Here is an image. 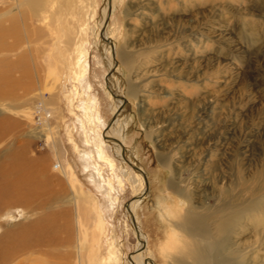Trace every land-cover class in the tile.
<instances>
[{
	"label": "rangeland",
	"instance_id": "1",
	"mask_svg": "<svg viewBox=\"0 0 264 264\" xmlns=\"http://www.w3.org/2000/svg\"><path fill=\"white\" fill-rule=\"evenodd\" d=\"M112 1L106 35L115 45L114 87L127 105L110 129L121 101L105 82L110 48H99L105 0H35L33 13L22 9L17 35H0V198L25 168L41 199L61 198L32 212L16 202L0 206V242L20 227L23 234L11 238L27 243L6 246L3 238L0 264H108L112 251L118 264H129L140 245L125 212L133 200L129 210L145 241L140 261L177 264L185 234L178 217L190 204L210 207L219 199L208 187L212 168L220 166L237 191L248 174L237 178L227 167L264 166V0ZM15 3L0 1V30L9 27ZM124 50L138 60L133 68L119 59ZM106 131L145 171L144 184L105 141ZM172 178L192 200L169 189ZM62 208L63 218L49 219L35 245V220ZM242 220V240L258 248L247 261L264 264L263 223L253 235L252 222Z\"/></svg>",
	"mask_w": 264,
	"mask_h": 264
},
{
	"label": "bare ground",
	"instance_id": "2",
	"mask_svg": "<svg viewBox=\"0 0 264 264\" xmlns=\"http://www.w3.org/2000/svg\"><path fill=\"white\" fill-rule=\"evenodd\" d=\"M0 1H3V0H0ZM6 1H8V0H6ZM14 1H16V3L14 4V7H16V8L13 9L14 12L12 13V15L10 14L7 17L10 25L7 29L0 30V35L16 36L18 33L17 31L19 30V29L17 30V26H18L17 23L20 21H23L25 18L23 10H27V11L33 13L36 9V7L34 5L35 0H14ZM36 1H38V0H36ZM188 1H190V0H188ZM112 2H113L112 0H105V4H104L105 6H104L103 11H102V19L99 21V23L97 25V28L100 31V36H99L100 46H99V48L103 51V45L109 46L110 53H111V59L113 61V62L112 61L110 62V65L108 68V73H107V76L105 79L107 89L109 90L111 97L113 99L117 98L121 101V105L119 106L117 112H115V114L113 115V120H111V122L108 124L109 129L111 128V126H113V124L116 122V120L118 119L120 114H122L123 110L126 108V105H127V101L124 99L122 94L119 93L114 87L113 75L115 74L116 66H117V62H115V48H114L115 45H114V42L111 39L107 38V35H106V29L108 26L109 16L111 14V4H113ZM4 3L6 4L7 2H4ZM188 10L189 9H187V11ZM2 11H3V9H2ZM189 12H190V10H189ZM5 17L1 18V16H0V18L2 19V20L0 19V22L1 21L5 22ZM85 23L86 22L82 23L79 26L77 24L80 33L86 30ZM0 26H1V23H0ZM197 43L198 42L196 41V46L200 47V44L199 43L197 44ZM12 44L10 43V45H12ZM79 48L81 50V45ZM194 49H196V48H194ZM189 51H191V50H188V52ZM79 52H81V51H79ZM79 52H78V55H79ZM194 56H196V55H194ZM204 56H206V55H204ZM118 57L121 61H123V63L128 68H131L133 66L134 60H137V59H134L135 57L133 54H131L130 52H128L126 50L120 51L118 53ZM217 59H219V58H217ZM139 66H140V64H139ZM84 69H85L84 66L78 64V67L76 69L77 70L76 71V77L77 78H79V77L81 78L84 76V73H85ZM197 71L198 70H196V72ZM189 74L195 75L192 71ZM2 77L3 76L1 75L0 78L2 79ZM143 84H144V82H143ZM2 86H4V85H2ZM8 87H9V85H8ZM128 89H129L130 93L134 92L133 86H131V85L128 86ZM207 105L211 106L209 102L207 103ZM203 109H202V111H203ZM193 110H195V109H193ZM192 120H194V119H192ZM212 128H213V126H212ZM109 129H108V131H109ZM108 131H106V133L104 134L105 135L104 136L105 141L107 143H109L110 145H112L113 147L115 146V147L119 148L118 150H120V152H121V154H119L120 157L123 159L125 164L129 165L132 169H134L136 171L135 173L138 174L142 178L143 184H144L145 178H146L145 171L141 167H139V165L136 163V161L134 159H132V161L134 163L133 164L131 161H129L126 158V153L128 152V150L123 146V144L121 143V140H119V138H118V140H117V138L116 139L109 138L108 133H107ZM210 147L211 146H209L208 150L210 149ZM122 148H124V150H122ZM106 158L107 157H105V159ZM131 158H132V156H131ZM161 158H162L161 159L162 164L166 165L165 167L169 168V166H167V165L170 163V161L165 160L163 157H161ZM108 161L110 163H112V161L110 159ZM58 166L60 168V171L62 173L63 172L65 173V170L62 168V166L59 163H58ZM244 167L245 166H229L226 168L227 169L226 172H228L229 174H230L229 171L231 169H233L236 172V173L230 174L231 176H234V177H237L236 174L239 172H240L239 174H241L240 176H243L244 175L243 173L248 174L247 178L245 180H244V177H241V180H243V184L245 183V185L240 188L239 183H237L238 190L236 191L235 190L236 185H233V187H231L225 182L226 177L224 176L221 167L220 166H214L211 170V174L214 176L215 179H213L214 181L211 182V185L208 187L211 190L210 192L213 194H217L219 199L216 201V203L213 206H210V207L205 206V204L202 202L201 203L198 202L196 207H192V205L190 204V206H189L190 209L187 212H185L184 215H181L180 217H178V219L176 221V225L185 234H182L183 238L180 241V243L176 244L177 246H176V251H175V254H176L175 258L177 261H179V263H177V264H196V262L198 264H252L251 262L247 261L248 260L247 257L251 256V254L257 253L258 248L255 246L248 247L247 246L248 244L242 240V237L247 230L246 225L244 224L245 220H242V219L248 218L252 222L251 225L253 226V228L251 230V233H253V235L257 234L256 229H257L258 224L263 223V227H264V166H249V167L254 168V172H252L248 166L246 169ZM17 168H19V167H17ZM17 168H15V169H17ZM15 169H13V170H15ZM40 169H41V171L43 170V168H40ZM41 174H42V172H41ZM68 174H69V172H68ZM17 176L20 177V179L18 182L12 183L13 188L10 189L9 187H7V189H4L3 194H2L3 198H0V206L1 207L9 206V205L16 202L19 205L23 206L24 208L25 207L27 209L29 208V211L32 212L37 208H42V207L44 208L47 206L51 207L50 204L52 201L54 202V200H56L55 202H59V203L61 202V200H60L61 198L59 196H53V195H52L53 197L44 196V197H42L43 199H41V197L39 195L40 193H35L34 190L32 191L31 188L34 187V184L32 182L33 173L28 171L27 168L19 169ZM237 178H239V177H237ZM256 179H261V181H263L262 183L261 182L259 183L260 186H258L255 183V181H253ZM71 180H72V182H75V180L73 178H71ZM23 186H24V188H23ZM168 187L175 194L186 198V200H189V199L192 200V198H190V196H189L190 192L187 194L185 192L186 190H184V188L182 187V185L180 184V182L176 178H172V180L169 181ZM143 189H144V187H143ZM205 189H207V187ZM12 195H15L14 199H12ZM135 201L136 200H133L129 204L126 205L125 212H127L126 213L127 219L129 220L130 225H131L133 232L135 234V237H136V239L140 245L132 255H129L127 257V261L129 264H136V263H138V264H154L152 260L150 261L149 259H146L144 262H141L139 259V256H140L139 253H142V250L145 247V241H144V239L141 238V235H140L141 231L139 230L137 223L134 225L132 222V219H131V217L132 216L134 217V215L129 210L130 209L129 206H130V204L135 203ZM246 211H252L253 215L252 214L246 215L245 214ZM53 213L54 212H52L51 214L47 213L45 217L41 216V217H39V219L37 218L35 220V222L33 223V227H32L33 234L39 238L38 239V238H35L34 236H32L36 239L35 245L40 246V237H39L40 234L39 233H40V231L45 229L44 226L46 224L51 225V224H49L50 223L49 219H53V218H57V217L63 218V208L61 211L58 210V212H56L55 214H53ZM135 222H136V220H135ZM53 226H55V224ZM59 228H60V226H59ZM61 228H63V226ZM61 228H60V230H61ZM56 229H57V226H56ZM22 231L23 230L20 229V227H19V229H15L13 232L10 231V233H8V235H1L2 241L0 242V245H1V243H3V240L5 239L6 243L4 245L11 246V247L14 246V247L25 249L26 248L25 245L27 244L25 242L26 239L25 240L20 239V238L17 239L18 237L17 238H14V237L11 238L13 235L15 236V233H19V232L22 233ZM61 232H63V231H61ZM27 234H28V232H27ZM47 235H48V233H47ZM43 236H42V239H43ZM261 238H264V236H262ZM31 239H33V238H31ZM31 239H28V240H31ZM45 240H47V238ZM260 243L264 244V241H262ZM243 247H246V248L243 249ZM108 254H110L109 255L110 259L108 258V264H118L119 263L117 261L113 251L108 253ZM188 256H192V259L189 258ZM105 262H106V260H105ZM253 263L256 264L255 261H253Z\"/></svg>",
	"mask_w": 264,
	"mask_h": 264
},
{
	"label": "water",
	"instance_id": "3",
	"mask_svg": "<svg viewBox=\"0 0 264 264\" xmlns=\"http://www.w3.org/2000/svg\"><path fill=\"white\" fill-rule=\"evenodd\" d=\"M108 13H109V12H108ZM111 120H113V116L111 117L109 123L111 122ZM109 123H108V124H109ZM122 150H124V148H122ZM126 205H127V203H126ZM126 205H125V206H126ZM131 219H132L133 224L135 225V224H136V222H135V218L132 216ZM150 261H151V260H150Z\"/></svg>",
	"mask_w": 264,
	"mask_h": 264
}]
</instances>
